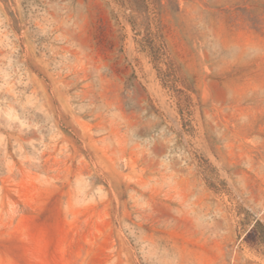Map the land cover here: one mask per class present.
<instances>
[{
  "label": "rangeland",
  "instance_id": "374dc122",
  "mask_svg": "<svg viewBox=\"0 0 264 264\" xmlns=\"http://www.w3.org/2000/svg\"><path fill=\"white\" fill-rule=\"evenodd\" d=\"M257 222L264 0H0V264H264Z\"/></svg>",
  "mask_w": 264,
  "mask_h": 264
},
{
  "label": "trees",
  "instance_id": "16d2710c",
  "mask_svg": "<svg viewBox=\"0 0 264 264\" xmlns=\"http://www.w3.org/2000/svg\"><path fill=\"white\" fill-rule=\"evenodd\" d=\"M264 226L262 225V223L260 222H257L256 223V226L254 225L246 234V240H250V241H253V240H258L260 242H263L264 241V237L262 235H256L257 233V229L258 228H263ZM261 234H263L261 232Z\"/></svg>",
  "mask_w": 264,
  "mask_h": 264
}]
</instances>
